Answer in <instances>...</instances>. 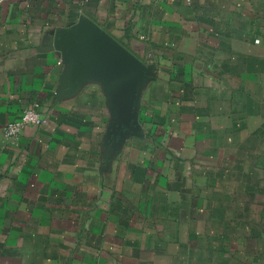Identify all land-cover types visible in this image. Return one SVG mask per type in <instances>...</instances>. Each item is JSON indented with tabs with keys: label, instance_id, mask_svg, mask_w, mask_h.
I'll return each instance as SVG.
<instances>
[{
	"label": "crops",
	"instance_id": "1",
	"mask_svg": "<svg viewBox=\"0 0 264 264\" xmlns=\"http://www.w3.org/2000/svg\"><path fill=\"white\" fill-rule=\"evenodd\" d=\"M79 24L145 67L129 129ZM0 264H264V0H0Z\"/></svg>",
	"mask_w": 264,
	"mask_h": 264
},
{
	"label": "water",
	"instance_id": "2",
	"mask_svg": "<svg viewBox=\"0 0 264 264\" xmlns=\"http://www.w3.org/2000/svg\"><path fill=\"white\" fill-rule=\"evenodd\" d=\"M62 45L71 59V79L92 74L105 78L112 91L118 123L131 128L144 65L107 33L90 24H79Z\"/></svg>",
	"mask_w": 264,
	"mask_h": 264
},
{
	"label": "built area",
	"instance_id": "3",
	"mask_svg": "<svg viewBox=\"0 0 264 264\" xmlns=\"http://www.w3.org/2000/svg\"><path fill=\"white\" fill-rule=\"evenodd\" d=\"M45 123L46 118L41 115L38 104L32 103L23 110L18 120L7 123L3 131L7 139L15 140L25 127H40Z\"/></svg>",
	"mask_w": 264,
	"mask_h": 264
}]
</instances>
